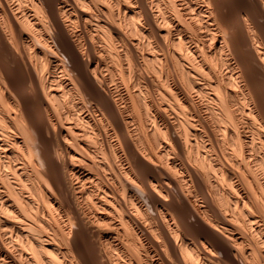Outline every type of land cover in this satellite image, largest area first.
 I'll return each mask as SVG.
<instances>
[{"label":"bare ground","instance_id":"obj_1","mask_svg":"<svg viewBox=\"0 0 264 264\" xmlns=\"http://www.w3.org/2000/svg\"><path fill=\"white\" fill-rule=\"evenodd\" d=\"M0 264H264V0H0Z\"/></svg>","mask_w":264,"mask_h":264}]
</instances>
